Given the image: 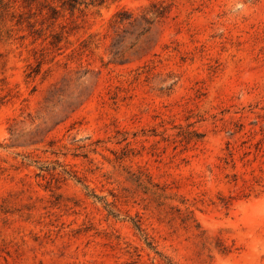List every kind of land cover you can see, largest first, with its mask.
Returning a JSON list of instances; mask_svg holds the SVG:
<instances>
[{"label": "rangeland", "instance_id": "374dc122", "mask_svg": "<svg viewBox=\"0 0 264 264\" xmlns=\"http://www.w3.org/2000/svg\"><path fill=\"white\" fill-rule=\"evenodd\" d=\"M0 264H264V0L12 2Z\"/></svg>", "mask_w": 264, "mask_h": 264}, {"label": "trees", "instance_id": "16d2710c", "mask_svg": "<svg viewBox=\"0 0 264 264\" xmlns=\"http://www.w3.org/2000/svg\"><path fill=\"white\" fill-rule=\"evenodd\" d=\"M15 0H0V16H3L6 12L9 11L11 3L14 2ZM34 1V0H31ZM61 2V5L64 8L69 9L71 12L75 11L76 9L83 11L84 8L88 7L90 4L95 3L96 1H99V3H102L104 0H59ZM51 11H52V16L56 18L59 13V9L54 6L50 5L49 6ZM159 13H162L159 12ZM22 14V13H20ZM129 15L127 10H121L116 13V17L113 20L115 23L122 22L125 18H127ZM55 42H59L61 40V35L60 34H55Z\"/></svg>", "mask_w": 264, "mask_h": 264}]
</instances>
